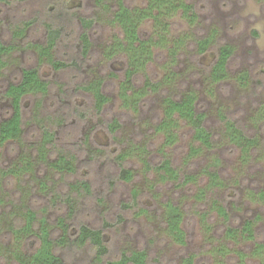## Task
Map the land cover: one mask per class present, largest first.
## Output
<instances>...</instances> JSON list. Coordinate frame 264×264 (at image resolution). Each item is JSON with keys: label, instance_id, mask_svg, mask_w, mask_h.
Wrapping results in <instances>:
<instances>
[{"label": "rangeland", "instance_id": "rangeland-1", "mask_svg": "<svg viewBox=\"0 0 264 264\" xmlns=\"http://www.w3.org/2000/svg\"><path fill=\"white\" fill-rule=\"evenodd\" d=\"M119 1L109 0L110 8H106L96 0H0V39L15 46L1 69L0 92L17 81L23 68L38 67L50 85L47 95L23 100V140L0 148L3 168L26 163L28 158L33 162L17 176L0 178V244L5 253L0 255V264H17L7 252L19 245L9 226L20 224L18 215L24 205L46 217L53 238L63 232L57 226L61 217L69 222L72 237L81 224L103 229L108 252L98 264L141 249L148 253V264H184L190 255L196 264H264V247L258 255L252 254L257 242L264 245V153L254 150L244 161L239 149L228 142L221 118V113H227L249 136L264 141V0H185L198 13L194 21L182 9L162 24L143 21V37L155 35L157 42L152 46L153 58L136 75L135 87L142 88L147 76L161 85L143 94L138 105L126 103L121 95L129 58L116 48L118 38L123 41L124 37L120 26L110 21ZM122 1L141 7L147 0ZM75 14L95 19L89 29L88 55L83 53L79 39L83 27ZM46 22L64 27L54 59L78 60L79 66L57 70L41 60L38 45L46 41ZM211 33L217 42L202 54L198 41ZM175 42L180 44L174 58L170 48ZM222 44L234 48L228 65L230 77L211 84L208 72ZM245 70L250 77L241 80ZM170 74L173 79H166ZM95 80H103L102 89L109 98L100 112L94 106V92L80 88ZM190 89L199 97L198 108L206 113L205 126L215 142L194 157L189 155L191 146L198 143L185 121L179 120L173 143L157 131L167 91ZM8 106V101L0 100V120ZM114 120L120 126L111 132L109 123ZM43 125L55 133L58 145L48 147V161L38 159V146L45 137ZM122 153L126 158L120 161L117 156ZM63 154L75 157L71 159L74 172H61L51 164ZM164 158L179 170V181L162 180L159 171L150 168ZM121 162L133 172L130 181L119 179ZM206 170L218 171L223 184L207 189L199 199L200 190L210 181ZM186 174L194 175L187 184ZM84 180L89 190L72 187ZM134 191L139 194L137 202ZM215 200L227 207L228 220L214 209ZM167 202L184 213L186 244L175 242L166 232ZM251 218H257L255 240L227 237L228 226L241 227ZM106 222L110 226L104 227ZM21 242L27 251L32 240ZM223 248L227 250L222 253ZM239 252L248 255L242 259ZM56 253L65 264L97 261L90 245L57 246Z\"/></svg>", "mask_w": 264, "mask_h": 264}, {"label": "trees", "instance_id": "trees-1", "mask_svg": "<svg viewBox=\"0 0 264 264\" xmlns=\"http://www.w3.org/2000/svg\"><path fill=\"white\" fill-rule=\"evenodd\" d=\"M25 2L28 0H16ZM109 0H96L98 5L106 8ZM112 9V8H111ZM110 9V10H111ZM179 9L183 10V14L192 22L197 18V11L193 4H188L185 0H147L144 6L130 7L122 0L119 1L115 9L111 11L110 21L113 24H118L123 33V41L118 38V47L123 49L129 58V63L126 68L125 78L121 83L122 97L126 103L132 101L133 105L140 103V98L148 90H155L161 85V82H154L149 76L146 77L142 88H136V75L146 67L148 61L153 58L152 46L156 44L155 35L149 38H144L140 25L143 21L153 19L157 24H162L163 20L174 15ZM74 16V15H73ZM83 27L79 35L83 47V53L88 55L90 48L89 29L95 22L92 17L77 16ZM29 23V22H27ZM46 41L44 44L38 45V54L42 61H48L55 69L61 70L69 66H79V61L67 62L56 60L53 57V52L57 47L60 38L63 35L64 27L55 26L52 22H46ZM21 34L19 31L16 35ZM161 37V36H159ZM217 39L215 33L198 41L200 53H206L216 44ZM180 43L175 42L174 47L170 48V53L175 58L177 48ZM15 49L12 44H7L0 39V78L2 76L1 69L7 65L6 58ZM234 48L230 44H222L217 50V55L208 72L207 80L211 84L222 83L229 79L230 72L228 70L229 61L233 55ZM172 74H176L173 72ZM167 75L166 79H173V75ZM250 77L248 71H243L240 74L241 80H247ZM103 80H95L89 84L81 85V89L94 92V106L98 112L102 111L104 104L109 100L108 96L102 89ZM49 82L45 80L39 71L38 67L23 68L17 81L9 83L5 90L0 92V100H6L9 106L6 108V116L0 120V148L10 141H22L24 136V113L23 100L30 95H47L49 93ZM199 97L194 90H181L179 92L167 91L163 99L164 115L157 124V131L163 132L166 135V142L173 143L177 139L175 129L179 126V120H183L193 131V141L198 143L197 146L192 145L190 150V157H194L204 149H210L215 142L212 133L205 126L206 113L198 108ZM264 117V109L261 112ZM260 114V113H259ZM221 118L225 126V134L228 142L239 149L241 158L245 161L250 159L254 150L263 151L264 141L257 136H249L245 130L240 127L235 120H233L227 113H221ZM120 126V122L114 120L109 123L111 132H115ZM44 140L38 146L39 157L43 161H48V147H58L55 133L49 130L45 125ZM126 158V153L119 154L117 159L122 161ZM32 158H28L26 163H21L17 166H9L3 168L0 166V178L11 177L21 174L23 170H28L32 166ZM74 156L61 155L58 161L51 162V164L58 168L61 172H74L76 170ZM26 164V165H25ZM119 174V179L130 181L133 178V172L122 166ZM150 166V165H149ZM151 169L159 171L162 180L179 181L180 173L176 169L169 158H164L158 165L150 166ZM207 171V170H206ZM210 176V181L206 187L200 190L197 198L203 199L205 192L209 188L221 186L222 179L218 171H207ZM1 180V179H0ZM194 180V175L186 174L184 182L189 183ZM73 188H85L89 190L87 181H82L79 184H73ZM138 192L134 191L133 200L137 202ZM214 209L219 215L223 216L225 220L229 219V211L227 207L214 201ZM165 210V224L166 232L173 240L180 244H186L187 235L182 227L184 221V213L182 209L171 202L166 203ZM20 224H12L9 226L11 235L19 245L14 249L7 251L12 255L17 264H65L62 257L56 253V247H66L74 245L76 247H83L90 245L94 248L97 261H101L103 256L108 252V246L105 240L104 230L101 228H93L87 224H81L75 229L72 237V228L65 217L59 218L57 226L63 231L57 238H53L51 229L45 216H39L38 212L29 205H24L21 214L18 215ZM257 218L247 219L241 227L228 226L226 228V235L228 238L239 240L240 237L255 240L256 233L254 223ZM110 226L108 222L104 224ZM1 233V230H0ZM23 240L31 241L32 243L27 251H25L20 242ZM22 243V242H21ZM37 247H32L34 244ZM264 245L257 242L253 250V255H258ZM227 249H221L223 253ZM242 259L248 255L241 253ZM4 250L0 244V255L2 256ZM149 257L146 250H134L130 253L123 252L117 259H110L105 264H148ZM184 264H196L195 256L190 255L184 259ZM229 264V263H224ZM241 264V263H239Z\"/></svg>", "mask_w": 264, "mask_h": 264}]
</instances>
